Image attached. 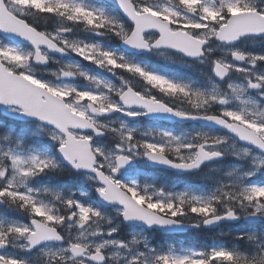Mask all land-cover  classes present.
I'll return each mask as SVG.
<instances>
[{"label": "snow or ice", "instance_id": "6c2138e0", "mask_svg": "<svg viewBox=\"0 0 264 264\" xmlns=\"http://www.w3.org/2000/svg\"><path fill=\"white\" fill-rule=\"evenodd\" d=\"M0 113V264H264V0H0Z\"/></svg>", "mask_w": 264, "mask_h": 264}, {"label": "flooded vegetation", "instance_id": "af4514ba", "mask_svg": "<svg viewBox=\"0 0 264 264\" xmlns=\"http://www.w3.org/2000/svg\"><path fill=\"white\" fill-rule=\"evenodd\" d=\"M161 59V58H159ZM156 57H151L149 60H147L146 62H150L152 65L160 67L163 65V61L164 59H161L159 64H153L151 61H155ZM165 66L167 68H172V65H168L165 62ZM155 91V90H153ZM157 95H159V93H156ZM150 122L145 120L144 124L148 125ZM177 131V133H179V131H181V129L179 127H176L175 129ZM140 167V175L138 176V181L143 184L145 182H154L158 185H164L167 187H173L175 186L176 190H179L180 186V177L172 172H166L163 170H159V169H153L151 168L149 165L147 164H141L139 165ZM166 238V237H165ZM164 238V239H165Z\"/></svg>", "mask_w": 264, "mask_h": 264}, {"label": "trees", "instance_id": "16d2710c", "mask_svg": "<svg viewBox=\"0 0 264 264\" xmlns=\"http://www.w3.org/2000/svg\"><path fill=\"white\" fill-rule=\"evenodd\" d=\"M39 26L40 27H44L45 26L44 22L41 21ZM46 26L49 29H51V24H48ZM114 44L118 45V41L116 43L114 42ZM0 120H2V119L0 118ZM8 122H10V121H8ZM209 233H211V232H207L205 230H201L200 232L195 234V238H193L192 236L187 237L188 242H186V243L189 244L190 246H199V245L204 244L206 242H211L212 239L205 240V238L208 237ZM226 237L228 238L227 234H226Z\"/></svg>", "mask_w": 264, "mask_h": 264}, {"label": "rangeland", "instance_id": "374dc122", "mask_svg": "<svg viewBox=\"0 0 264 264\" xmlns=\"http://www.w3.org/2000/svg\"><path fill=\"white\" fill-rule=\"evenodd\" d=\"M112 42H114V41H112ZM90 67L94 68V66H90ZM49 68H50V69H54V68H55V65H51ZM114 82H116L117 84L119 83V81H114ZM186 184H187V181H180V184H179V185H186ZM180 187H181L180 190L183 189L182 186H180ZM3 211H4V210H2V211H0V212H3ZM11 215L15 216V214H11ZM19 218L22 219V217H19ZM225 230L227 231V233L233 231V229H232L230 226H228ZM130 231H131L130 229H124V230L121 232V235H122V236H127V238L130 239V238H131V236H130ZM155 236H156V235H155ZM156 239H157V241H158L159 243H162V241L160 240L159 237L156 236ZM153 240H154V236H153ZM230 242H231V240H228V243H230Z\"/></svg>", "mask_w": 264, "mask_h": 264}, {"label": "water", "instance_id": "95a60500", "mask_svg": "<svg viewBox=\"0 0 264 264\" xmlns=\"http://www.w3.org/2000/svg\"><path fill=\"white\" fill-rule=\"evenodd\" d=\"M3 114V113H2ZM4 115V114H3ZM5 116V115H4ZM9 118V117H8ZM153 166V165H152ZM153 167H157V168H162V169H166V170H171V169H168V168H164V167H160V166H153ZM171 171H174V170H171ZM182 175V174H180ZM0 206H3V205H0ZM188 230H192L191 228H187V229H184L183 231L181 232H177V233H185L187 232Z\"/></svg>", "mask_w": 264, "mask_h": 264}]
</instances>
